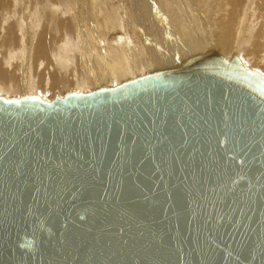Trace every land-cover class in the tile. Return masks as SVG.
<instances>
[{
  "label": "water",
  "instance_id": "1",
  "mask_svg": "<svg viewBox=\"0 0 264 264\" xmlns=\"http://www.w3.org/2000/svg\"><path fill=\"white\" fill-rule=\"evenodd\" d=\"M221 59L0 94V264H264V75Z\"/></svg>",
  "mask_w": 264,
  "mask_h": 264
},
{
  "label": "bare ground",
  "instance_id": "2",
  "mask_svg": "<svg viewBox=\"0 0 264 264\" xmlns=\"http://www.w3.org/2000/svg\"><path fill=\"white\" fill-rule=\"evenodd\" d=\"M13 1L11 0L12 3ZM40 1L42 2L40 4H45L44 0ZM45 1L46 4L43 6L45 10H41L43 8L39 7L41 5H38L39 9L36 8L35 12L33 11L34 9L30 8L28 3H24L25 5L21 3L23 6L21 5L22 7L19 6L20 8L16 9V12L20 13L18 18L14 16L16 17L14 24L6 30H4L5 28L3 29L5 27L3 26L4 21H1L7 18L8 13L4 12L7 9H13L14 6L8 2L12 7H6L7 9L4 7L5 11L1 12L4 5L3 2L5 1L1 2L0 25H2V28L0 31V47L6 53L2 54L0 52V81L2 78H5L8 82H0V94L8 96L20 95V90L23 91L21 94L42 92V90L44 92L47 84L52 88V91L60 90V93L71 89L88 91L97 87L113 86L123 80L132 79L156 70H164L165 72H169L170 70L191 72L194 68L193 64L197 60L209 59L214 56L221 57L222 59V56L227 58L232 53L233 48L235 49V55L233 54L227 59L224 58L225 60L233 63V57L236 56L245 68L253 69L257 72L261 70V66H264V0H258L256 5V0H244L237 17L232 18L218 13V10L224 7L226 10L230 9L229 6H226L229 0H199V2L197 0H189L198 18L197 24L199 27H196V31L200 36L195 34L189 38L185 30H183L184 34H176L177 43H174L171 49L169 45L165 46V44H162L165 47L164 50L156 46L153 47L150 43H148L149 50H141L135 41L132 44L127 42L128 44L125 45L122 42L126 37H121L120 35V38L113 37L110 41H107L106 33L110 32V30L116 32L117 30L122 31L128 26V31H131L133 30V25L136 26L138 24L139 26L145 18H148L156 32L164 33L165 29L159 28L153 21V15L150 14V0H146L148 3H142L144 0L141 2L131 0L132 7L125 6L124 8V12L127 13L125 14V19L121 17L120 12H118L119 14L117 13V7L115 9L112 7L106 15L103 14L104 9L102 7H97L98 5H105V3L108 4L110 0H71L65 3L67 6L56 7L51 11L45 8L50 0ZM122 2L126 3V0H122ZM253 2L254 4H252ZM5 4L7 3L5 2ZM49 4L53 5L51 2ZM71 4L73 7H71ZM86 4L89 6V9H84ZM15 7L17 8V5ZM142 9L143 12L145 11L144 17H141V14H139ZM199 9H202L201 13ZM58 10L59 12L60 10L61 12L65 10L60 14H67L68 16L60 18V14H58L59 16L54 14L55 12L58 13ZM89 10L92 12H89ZM53 11L55 12L53 13ZM250 14L254 16H251L252 18L258 16V19L250 20ZM4 15L6 16L4 17ZM57 18L64 19L62 20L64 23L57 24ZM93 18H97L103 25V30L99 34H94L97 36L96 43L92 42V39L89 38L91 36L88 37V34L84 32V24H92ZM169 18L171 21L174 20L172 12L169 13ZM24 19L26 22H23ZM171 21H165V24L172 25L173 22ZM125 31L127 30L125 29ZM158 35L155 34L154 38L158 39L160 36ZM205 41L211 50L213 47L215 50L218 47L220 55L216 50L207 55L196 57L202 52L209 51L203 48ZM211 42L212 46L214 45L213 47H211ZM20 46H26L23 57L18 52ZM13 50H16V52ZM48 51H50V54H48ZM18 56H20V61L13 68L14 64H9L7 60L14 61L16 57L18 59ZM48 56L50 57L49 60L47 59ZM38 58L47 59L46 69L39 63L35 67L36 71L30 70L34 59L36 63L42 62ZM169 58H172V63L169 61ZM259 61L260 63H258ZM1 62L2 64L4 62L6 67L3 68ZM50 64L52 66H48ZM41 66L42 68L38 70ZM33 72L36 75H31ZM68 74H72L71 81L69 80V76H67ZM67 78L69 79L67 80ZM43 82H45L44 87ZM56 85L59 88L54 89ZM58 91H54L52 94L59 93ZM53 95L48 90L47 95L43 96L50 99Z\"/></svg>",
  "mask_w": 264,
  "mask_h": 264
},
{
  "label": "rangeland",
  "instance_id": "3",
  "mask_svg": "<svg viewBox=\"0 0 264 264\" xmlns=\"http://www.w3.org/2000/svg\"><path fill=\"white\" fill-rule=\"evenodd\" d=\"M3 1H5L7 4H5V2H3ZM13 1V0H12ZM15 1V0H14ZM14 1H13V3L11 2V0L9 1V0H0V6H2L1 4V2H3V4L5 5H3L2 7V11L1 12H3V11H5V9H4V7L6 8H8L10 5H13L14 7H13V9L12 8H10V7H12V6H10L9 8H10V10L9 9H7L4 13H8L7 14V18L6 19H3L1 22H3V26H5V27H3V29L4 30H6L8 27H11L13 24H14V22H15V18L17 17L18 18V16H19V14L20 13H17L16 12V9H19L20 7H22L23 5H25L24 3H28V5L30 6V8L31 9H34L33 11L35 12V10H36V8H38V5H41V6H39V7H41V8H43V9H41V10H45L44 9V7L43 6H45V4H46V1L44 0H42L43 2H45V4L44 5H42V4H40V3H42L40 0H16L15 1V4H14ZM27 1V2H26ZM31 1H32V3H31ZM35 1V3H33ZM69 1H71V0H60V1H55V0H50V1H48V3H47V5H46V10H49V11H51V10H54L56 7H64V6H67L65 3H67V2H69ZM72 1H74V0H72ZM139 2H141V1H143V0H138ZM198 2H199V0H197ZM254 1V0H253ZM257 1L258 0H256V2H255V5H256V3H257ZM8 2H10V5L8 4ZM17 2H18V4H17ZM38 4H37V3ZM51 2V4H53V5H50L49 3ZM54 2H57V3H54ZM60 2V3H59ZM139 2H137L139 5H140V3ZM148 3V1H146V0H144L142 3ZM149 2H151V4H150V14L151 15H153V21H154V23L156 24V25H158L159 26V28H163V29H165V32L164 33H158V32H156L155 31V29H154V27H152V24H151V22H149V20H148V18L146 19L145 18V20H142L143 22L142 23H140V25L138 26V24L135 26V25H133V27H132V29L134 30H129L128 31V26L127 27H125L124 28V30H117V32L116 31H113V30H110V32H107V33H109L108 35H107V33H106V37H107V41H110L113 37L115 38V37H118V38H120V36L121 37H123V36H125L126 37V39L125 40H123V42L122 43H124L125 45H127L128 43L127 42H129L130 44H132V42H134L135 41V43L137 44V46H139L140 48H141V50L143 49V50H149L150 48H149V46H148V43H150V44H152L153 45V47L154 46H156V47H158V48H162L163 50L165 49V47H163L162 46V44L164 45L165 44V46H168L169 45V48L171 49V47H173L174 46V43H177V41H176V38H175V36H176V34L178 33V34H184V32H183V30H185V32H186V34L188 35V37L190 38L192 35H199L198 34V32L196 31V27H199L198 26V24H197V20H198V18H197V16L195 15V12L193 11V9H192V5L190 4V1L189 0H150ZM243 2H244V0H229L228 1V3H227V5L226 6H229L230 7V9L229 10H226L225 9V7L224 8H222V9H220V10H218V13H220V14H222V15H224L225 17H229V18H232V17H237V15H238V13H239V10L241 9V7H242V4H243ZM12 3V4H11ZM23 5H22V4ZM185 3H187V5H185ZM20 4V5H19ZM35 6H34V5ZM252 4H254V2L252 3ZM8 5V6H7ZM15 5H17V8L15 7ZM22 5V6H21ZM33 5V6H32ZM72 5V4H71ZM20 6V7H19ZM32 6V7H31ZM75 6V5H74ZM102 7L104 10H103V14L104 15H106L107 14V12H109V10L110 9H112V7L115 9V7H117L118 9H116V11H117V13L118 12H120L121 13V17L122 18H126V16H125V14H127V13H125L124 12V8H125V6L126 7H132V1L131 0H126V3H123L122 2V0H110L109 2H108V4L107 3H105V5H98L97 7ZM253 6V5H252ZM71 7H73V5L71 6ZM0 9H1V7H0ZM4 9V10H3ZM39 9V8H38ZM37 9V10H38ZM84 9H89V6L86 4L85 5V8ZM83 10V9H82ZM145 10H146V8H145ZM10 11V12H9ZM57 11V10H56ZM65 11V10H64ZM63 10H62V12H64ZM166 11L168 12L167 14H166ZM202 12V9L200 10L199 9V12ZM231 11H232V13H231ZM55 11H53V13H54ZM61 12V10H60V12H59V10H58V13L57 12H55L54 14H57V16H59L58 14H60V13H62ZM89 12H92V11H90L89 10ZM145 12V11H144ZM144 12H143V9H142V11L141 12H139V14H141L140 16L141 17H144L145 16V14H144ZM170 12H172L173 13V16H174V20H170V18H169V13ZM200 12V13H201ZM52 13V12H51ZM119 14V13H118ZM124 15V16H123ZM6 15H4V17H5ZM14 16H16V17H14ZM68 15L67 14H64V15H61L60 14V18H65V17H67ZM251 16H253V15H251L250 14V20H256V19H258V16H256L255 18H252ZM3 16H2V18H4ZM254 17V16H253ZM60 18H57L56 19V22H57V24H63L64 23V21L62 22V20H64V19H60ZM177 19V20H176ZM245 19H246V15H245ZM244 19V20H245ZM147 20V21H146ZM252 20V21H253ZM165 21H171V22H173L172 23V25H168V24H165L166 22ZM23 22H26V20L24 19L23 20ZM125 22H126V20H125ZM135 23V22H134ZM139 23V22H138ZM6 24V25H5ZM136 24V23H135ZM142 24V25H141ZM174 24V25H173ZM175 26V27H174ZM60 27H62V26H60ZM137 27V28H136ZM170 27V28H169ZM1 28H2V25H0V31H1ZM14 28V27H13ZM84 28H85V33H87L88 34V37L89 36H91V37H89L90 39H92L91 41L92 42H94V43H96V40H97V36L96 35H94V34H99L102 30H103V25L99 22V20L97 19V18H93V21H92V24H84ZM137 30H136V29ZM174 28H176V29H174ZM125 29L127 30V31H125ZM182 29V30H181ZM37 30H39L38 28H37ZM94 30V31H93ZM142 30V31H141ZM136 31V32H135ZM175 31V32H174ZM180 31H181V33H180ZM141 32V33H140ZM156 32V33H155ZM168 32V33H167ZM174 32V33H173ZM93 36H92V35ZM155 34H159L158 36H159V40L158 39H155L154 38V35ZM170 34V35H169ZM74 35V34H73ZM120 35V36H119ZM169 35V38L167 39V36ZM0 36H1V32H0ZM151 36V37H150ZM172 36V37H171ZM200 36V35H199ZM95 39H94V38ZM134 37V38H133ZM173 38V39H172ZM122 39V38H121ZM162 39V40H161ZM181 40H182V38H180ZM95 40V41H94ZM130 40V41H129ZM168 40V41H167ZM165 41V42H164ZM183 41V40H182ZM55 42V41H54ZM162 42H164V43H162ZM213 42V41H212ZM212 42H211V47H213L212 46ZM55 43H57V42H55ZM98 43V42H97ZM170 43V44H169ZM141 46H140V45ZM0 46H1V43H0ZM136 46V45H135ZM26 47V46H25ZM25 47L24 46H20V48H19V50H18V52H19V55L21 56L22 55V57H23V55L25 54V51H24V49H25ZM33 47H35V46H33ZM98 47V46H97ZM129 48V47H128ZM203 48H206V49H208L209 51L208 52H206L205 51V53L204 52H202L200 55H198V56H196V57H199V56H203V55H207V54H209V53H212V52H215L216 50V52L219 54V49H218V47L216 48V50H215V48L213 49L212 48V50L210 49V47L208 46V44L206 43V41H205V46L203 47ZM234 49V48H233ZM232 49V53L230 54V56H227V58L228 57H231L233 54H234V51H235V49L233 50ZM4 49H2L1 47H0V52H2V54H5L6 52H4L3 51ZM21 50V51H20ZM127 50H129V49H127ZM14 51V50H13ZM14 52H16V50L14 51ZM17 52V53H18ZM257 53H259V52H257ZM48 54H50V51H48ZM220 55V54H219ZM235 55V54H234ZM20 56H18V59H17V57L14 59V61L13 60H7L8 61V63L9 64H14V66H13V68H15V66H17V64L19 63V61H20ZM223 58H225L224 56H222ZM227 58H225V59H227ZM40 61H42V62H44V63H42V62H38V63H36V61H35V59H34V63H32L31 64V66H30V70H32V71H36V69H35V67H36V65L38 66L39 65V63H41L42 65H43V67H45V65L47 64V59L49 60L50 59V57L48 56V58L47 59H44V58H38ZM175 59V58H174ZM173 59V60H174ZM10 61V62H9ZM169 61L172 63V58H169ZM75 62H76V60H75ZM258 63H260V61L258 62ZM131 64V63H130ZM182 64V63H181ZM180 64V65H181ZM243 65V64H242ZM261 65V64H260ZM1 66L4 68V67H6V64L3 62V64H2V62H1ZM48 66H52L51 64L50 65H48ZM158 66V65H157ZM179 67H181V66H179ZM12 68V67H11ZM38 68V67H37ZM42 68V66L38 69V70H40ZM45 69H46V67H45ZM246 69H248V68H246ZM261 70H258L259 72L258 73H260V74H264V66H261V68H260ZM251 70H253V69H251ZM257 72V71H256ZM262 72V73H261ZM55 73V72H54ZM31 75H36L34 72H33V74L31 73ZM55 76V75H54ZM67 76H69V78H67V80L69 79L70 81H71V79H72V74H68ZM47 80V79H46ZM1 81H3V82H8L5 78H2L1 79ZM0 81V82H1ZM13 81H14V79H13ZM48 81V80H47ZM41 84V83H40ZM39 84V85H40ZM43 84V87L45 86V82H43L42 83ZM72 84V83H71ZM38 85V86H39ZM59 86V85H58ZM48 87V88H47ZM56 88H59V87H57V85H56V87L54 88V89H56ZM44 89V88H43ZM47 89V90H46ZM45 90L46 91H48L49 90V92H50V94L51 95H53L52 94V92L54 93V91H58V90H53L52 91V88H50V86H49V84H47V86H45ZM44 90V91H45ZM21 92H23V91H21L20 90V94H21ZM59 93H60V90L58 91ZM38 93H40V94H42L43 95V90H42V92H38ZM61 94V93H60ZM51 99V98H50Z\"/></svg>",
  "mask_w": 264,
  "mask_h": 264
},
{
  "label": "snow or ice",
  "instance_id": "4",
  "mask_svg": "<svg viewBox=\"0 0 264 264\" xmlns=\"http://www.w3.org/2000/svg\"><path fill=\"white\" fill-rule=\"evenodd\" d=\"M262 75H264V74H262Z\"/></svg>",
  "mask_w": 264,
  "mask_h": 264
}]
</instances>
